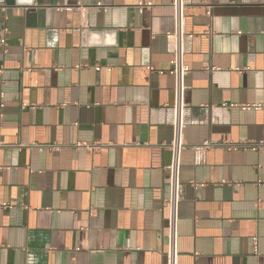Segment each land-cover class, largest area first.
I'll use <instances>...</instances> for the list:
<instances>
[{"label":"crops","instance_id":"1","mask_svg":"<svg viewBox=\"0 0 264 264\" xmlns=\"http://www.w3.org/2000/svg\"><path fill=\"white\" fill-rule=\"evenodd\" d=\"M26 1L0 5V264H166L171 0ZM185 3L178 264H264V0Z\"/></svg>","mask_w":264,"mask_h":264},{"label":"built area","instance_id":"2","mask_svg":"<svg viewBox=\"0 0 264 264\" xmlns=\"http://www.w3.org/2000/svg\"><path fill=\"white\" fill-rule=\"evenodd\" d=\"M185 0H171L170 7L172 9L173 29L165 33L167 51L171 54L169 60L170 72L174 78L173 85V102L165 106V111L169 115V124L171 126L172 136L165 148L170 153V159L165 166L167 175L165 183L167 185V195L162 200V206L166 208L167 215V244L165 250L166 264H178L179 257V207L184 198V187L180 180L181 154L187 146L184 137V128L186 124V111L188 104L185 100V92L188 88L185 82L190 67L186 63L185 55L188 50L189 42L193 34L185 30ZM6 29L4 28V31ZM1 43L5 45V40L1 39ZM148 70H152L151 66H147ZM214 67L210 68L213 71ZM2 95V94H0ZM28 104L22 103L21 107L25 108ZM0 106H3L1 103ZM243 109H258L259 104H243ZM209 140L203 142L200 146H193L196 155V162H200L199 153L211 146ZM235 147H233L234 149ZM250 149L256 150V146H250ZM194 188L198 184L193 183ZM254 248L257 250V237L252 238Z\"/></svg>","mask_w":264,"mask_h":264},{"label":"water","instance_id":"3","mask_svg":"<svg viewBox=\"0 0 264 264\" xmlns=\"http://www.w3.org/2000/svg\"><path fill=\"white\" fill-rule=\"evenodd\" d=\"M16 0H0V5H13L15 4ZM24 5H26L28 13H34L40 12V10H48L50 7H43V6H34L32 0H27L24 2Z\"/></svg>","mask_w":264,"mask_h":264}]
</instances>
